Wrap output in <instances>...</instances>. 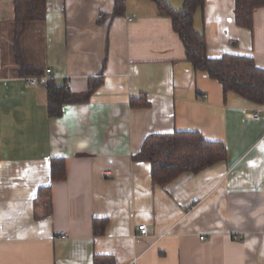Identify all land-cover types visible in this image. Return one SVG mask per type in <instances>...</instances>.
I'll return each instance as SVG.
<instances>
[{
    "label": "crops",
    "instance_id": "0c3cea01",
    "mask_svg": "<svg viewBox=\"0 0 264 264\" xmlns=\"http://www.w3.org/2000/svg\"><path fill=\"white\" fill-rule=\"evenodd\" d=\"M114 3L45 0L43 66L30 64L75 93L103 72L87 102L49 117L44 83L17 75L13 0H0V264H93L95 255L117 264H264V102L224 96L219 81L193 69L154 0H124L119 15ZM193 25L209 57L249 56L264 69V6L248 29L235 21L234 0H205ZM130 98L149 105L131 107ZM173 130L224 143L226 160L154 185L149 164L132 155L148 134ZM52 157L65 159L64 180L51 182ZM45 185L51 212L36 218ZM103 217L95 237L92 221Z\"/></svg>",
    "mask_w": 264,
    "mask_h": 264
},
{
    "label": "trees",
    "instance_id": "16d2710c",
    "mask_svg": "<svg viewBox=\"0 0 264 264\" xmlns=\"http://www.w3.org/2000/svg\"><path fill=\"white\" fill-rule=\"evenodd\" d=\"M158 12L171 18L172 27L179 35L185 59L193 69L207 72L209 77L222 85L223 94L233 91L239 96L255 102H264V69L256 66L249 56L224 53L219 57H209L206 51L204 35L193 25L195 12L202 8L205 0H183L181 9H175L164 0H154ZM264 6V0H234V18L238 25L251 29L253 12ZM124 0H115L113 14L123 12ZM13 40L12 51L16 63V72L21 77H46V111L49 117H59L64 104L87 102L92 93L102 82V71L88 79L85 92H72L66 80L58 81L47 71L26 61L22 54L19 40L27 32L30 23H40L45 18V0H13ZM104 68V62L102 65ZM131 107H147V100L138 101L130 98ZM227 151L224 143L206 140L197 131L151 133L145 136L140 149L132 155L133 161L147 162L150 166L151 182L165 187L182 173H198L216 163L225 161ZM66 165L63 157L50 159L51 182L64 180ZM51 212V186H40L34 198L36 218ZM108 223L106 217L92 221L94 236H101ZM93 264H117L110 255H95Z\"/></svg>",
    "mask_w": 264,
    "mask_h": 264
},
{
    "label": "rangeland",
    "instance_id": "374dc122",
    "mask_svg": "<svg viewBox=\"0 0 264 264\" xmlns=\"http://www.w3.org/2000/svg\"><path fill=\"white\" fill-rule=\"evenodd\" d=\"M19 45L22 49V54L27 62L36 66L42 67L43 44L42 30L37 23H30L27 32L19 40ZM6 53L9 52V46H5Z\"/></svg>",
    "mask_w": 264,
    "mask_h": 264
},
{
    "label": "built area",
    "instance_id": "2783aa9c",
    "mask_svg": "<svg viewBox=\"0 0 264 264\" xmlns=\"http://www.w3.org/2000/svg\"><path fill=\"white\" fill-rule=\"evenodd\" d=\"M99 18L102 17V15H99L98 16ZM49 72V70H47V73ZM46 81V77L45 76H42V77H26L25 78V82L29 85H36V84H39V83H44ZM261 116L259 114L258 111L254 112L252 115H251V119L254 120V121H258L260 120ZM104 175H108L107 172H104ZM137 229H138V233L140 235H146L147 234V226L146 224H139L137 226Z\"/></svg>",
    "mask_w": 264,
    "mask_h": 264
}]
</instances>
